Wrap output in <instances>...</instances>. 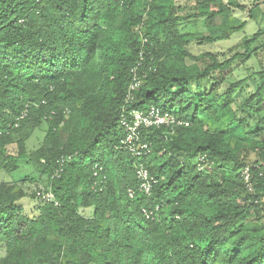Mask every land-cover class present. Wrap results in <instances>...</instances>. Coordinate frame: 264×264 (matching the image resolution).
<instances>
[{"label": "trees", "instance_id": "trees-1", "mask_svg": "<svg viewBox=\"0 0 264 264\" xmlns=\"http://www.w3.org/2000/svg\"><path fill=\"white\" fill-rule=\"evenodd\" d=\"M177 1L0 0V175L28 171L0 179V264H264V0L249 10L258 30L224 60L193 54L197 37L181 22L206 18L209 35L198 39L219 42L245 27L231 24L244 6L195 0L185 14ZM142 51V86L128 107L155 106L188 125L173 135L142 129L151 152L140 159L118 146ZM253 59L248 77L229 80L227 70ZM248 81L254 92L236 95ZM62 156L71 159L56 176ZM202 156L214 169H198ZM139 163L157 180L151 195L139 190ZM96 167L106 175L98 191ZM28 197L39 202L30 213L19 206ZM156 206L148 219L142 208Z\"/></svg>", "mask_w": 264, "mask_h": 264}, {"label": "built area", "instance_id": "built-area-1", "mask_svg": "<svg viewBox=\"0 0 264 264\" xmlns=\"http://www.w3.org/2000/svg\"><path fill=\"white\" fill-rule=\"evenodd\" d=\"M41 1V0H37ZM147 41V39H145ZM143 51L140 53V59L138 63L131 69L132 79L129 86L128 93L126 95L125 106H123L122 113L120 116V125L124 130V137L121 139L118 146L119 151H127L137 158H143L149 155L151 152L150 144L142 142V129L144 128H161L166 127L167 133L173 135L176 132L177 127L181 125H188L177 118L174 114L163 112L160 108L151 106L148 110H138L132 107L135 100L134 92L142 86V79L140 77L139 69L143 63ZM25 113L20 118H23ZM18 126V124H16ZM0 133L2 129L0 128ZM71 159V156H62L60 158V167L56 171V176H59L63 171V164ZM206 168L214 169V164L210 162L206 157L202 156L198 160V169L205 170ZM102 168L96 167L94 169V176L96 178L93 189L95 191L102 190L106 180V175L101 174ZM136 176L139 180V190L146 195H151L154 184L157 182L154 176L150 174L149 169L143 164L139 163L136 167ZM241 177L248 191L254 190L252 183V171L250 166H246L242 169ZM135 190L130 188L128 190L129 196L134 197ZM37 195L43 200H54V194L52 192L38 191ZM160 209L156 206V209L142 208L144 215L148 219H155L157 211Z\"/></svg>", "mask_w": 264, "mask_h": 264}, {"label": "rangeland", "instance_id": "rangeland-1", "mask_svg": "<svg viewBox=\"0 0 264 264\" xmlns=\"http://www.w3.org/2000/svg\"><path fill=\"white\" fill-rule=\"evenodd\" d=\"M225 3L228 2V0H223ZM240 4L244 6V10H241L239 8L234 9L232 16H231V24L235 27L240 26L243 23H246L245 27L238 32L232 33L231 36L226 39L219 42H205L200 41L198 37L202 36H208L209 35V29L207 25L206 18L198 17L193 20H187L181 22V29L184 32H190L194 33L195 37H197L189 46L191 52L193 54H202V53H213L216 54L221 60H224L225 58L231 57L234 53H237L241 51L240 44L241 41L246 37L252 35L254 32L258 30L260 27V23L256 20L250 17L249 10L255 3V0H237ZM195 0H178L177 4L182 5L185 7V10L183 13L190 12L192 9V6L194 5ZM260 7L262 9V12L264 14V2H260ZM217 23L221 22L220 18H217L215 21ZM258 67V62L256 59L250 60L246 63L240 64V62H237L234 64V67L227 70L226 74L229 77V80L235 82L242 79H245L249 76L250 73H252L256 68ZM254 84L252 81H248L240 91L236 93V95H239L240 97L249 95L250 93L254 92ZM45 134V128H39L32 132L30 138L27 141V147L28 150H34L37 147L40 146L42 139ZM13 149V147H11ZM27 170H21L10 174L7 173H1L0 179H7L10 182H13L16 179H20L25 174H27ZM25 188H28L29 191H35L36 193L38 191H44L45 188L42 184H32V183H26ZM39 202L33 201L31 198H24L19 202V206L22 207L26 212H31L34 210V208L37 206ZM86 215H89L90 213L84 212Z\"/></svg>", "mask_w": 264, "mask_h": 264}]
</instances>
